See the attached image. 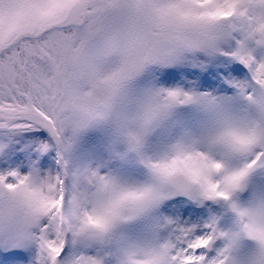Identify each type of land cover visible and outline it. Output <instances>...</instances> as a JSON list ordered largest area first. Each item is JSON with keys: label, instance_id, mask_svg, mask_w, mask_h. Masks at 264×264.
Segmentation results:
<instances>
[{"label": "snow or ice", "instance_id": "1", "mask_svg": "<svg viewBox=\"0 0 264 264\" xmlns=\"http://www.w3.org/2000/svg\"><path fill=\"white\" fill-rule=\"evenodd\" d=\"M0 264H264V0H0Z\"/></svg>", "mask_w": 264, "mask_h": 264}]
</instances>
